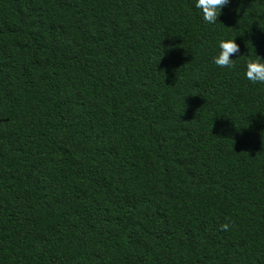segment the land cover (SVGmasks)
<instances>
[{
	"label": "trees",
	"instance_id": "obj_1",
	"mask_svg": "<svg viewBox=\"0 0 264 264\" xmlns=\"http://www.w3.org/2000/svg\"><path fill=\"white\" fill-rule=\"evenodd\" d=\"M256 55L264 0H0V264H264Z\"/></svg>",
	"mask_w": 264,
	"mask_h": 264
},
{
	"label": "clouds",
	"instance_id": "obj_2",
	"mask_svg": "<svg viewBox=\"0 0 264 264\" xmlns=\"http://www.w3.org/2000/svg\"><path fill=\"white\" fill-rule=\"evenodd\" d=\"M230 0H193L194 7L199 10L201 19L208 25H215L225 6ZM219 51L212 57V63L219 68L231 69L235 67L236 54L240 52L235 38H222L218 41ZM242 56V55H240ZM239 56V57H240ZM244 78L253 84H264V58L256 55L244 61ZM221 228L225 231L229 223H224Z\"/></svg>",
	"mask_w": 264,
	"mask_h": 264
}]
</instances>
